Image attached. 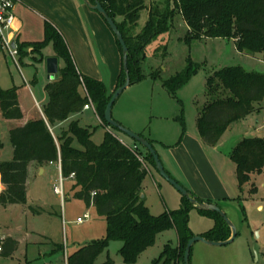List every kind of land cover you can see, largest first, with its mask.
Here are the masks:
<instances>
[{
	"label": "rangeland",
	"instance_id": "obj_1",
	"mask_svg": "<svg viewBox=\"0 0 264 264\" xmlns=\"http://www.w3.org/2000/svg\"><path fill=\"white\" fill-rule=\"evenodd\" d=\"M148 9L149 2L146 1V8L140 11L133 33L142 28ZM100 19L110 33L111 40L102 33L98 34L100 45L96 65L97 70L106 78L114 65L112 59L117 54L119 65L121 55L114 34L102 16ZM117 20L121 18L117 17ZM187 30L182 15L176 12L170 29L145 46V57L139 62L142 75L118 95L112 107V118L132 131V128H140L141 131H134L136 133L141 132L145 136L146 132L158 141L169 144L165 146L154 140L153 146L165 170L187 190H190L189 184L198 185L203 191L209 192L210 197L224 198L220 208L236 229L234 239L225 245H208L196 241L190 252V264H264V164L260 172L251 173L248 181L239 184L235 164L229 158L230 149L241 138L264 137L263 110L254 111V116L248 114L250 116H246L249 118L244 119L245 122L237 120L232 130L223 133L214 145L199 148L192 142L197 135L195 120L198 109L205 102L208 75L222 67L235 65L248 71L264 73V61L260 55L246 56L239 52L233 38L187 40ZM23 48L26 55H16L17 61L6 51L0 50V88L16 87L18 99L26 114L37 116L41 114L40 109L47 100L44 91L48 81L45 59L54 53L53 47L52 43L45 46L41 59H38L31 45ZM188 59L195 72L175 90L173 96L161 85V80L183 70ZM57 63L59 68L64 65L61 58H58ZM94 69L95 66L88 62L86 70L91 72ZM152 72L157 74L156 79L150 76ZM91 77L97 78L94 75ZM118 109L119 114L116 112ZM118 115L123 121L117 119ZM180 116L185 125L182 136L178 120ZM70 117L65 120L66 124L62 128H67L72 120ZM77 117L80 125L84 126L85 121L91 124L94 143H101L105 130H111L137 151L148 169L142 179L140 194L150 213L159 215L180 207L182 194L150 164L145 147L110 126H105V129L92 109L83 111ZM17 121L3 119L0 113V162L12 158L8 131L16 126L14 124ZM243 123L248 125V129L238 133ZM235 136L238 140L234 143L230 140ZM74 145L79 146V143L74 140ZM174 165L176 168L173 171L171 166ZM63 178L64 195L61 197L53 189L58 182L55 164L51 168L45 167L42 173L36 170L28 177L24 203L0 204V238L10 236L19 241L10 255L0 253V264H64V252L69 255L80 246L105 236V218L92 205L87 207L82 200L74 197L72 177ZM86 212L89 213L87 219L76 221L77 217H82ZM213 224L209 216L193 207L189 209L188 225L192 232L210 228ZM177 240L174 228L160 232L154 244L146 248L133 264H162L164 257L159 259V255L164 245L175 247ZM2 243L0 241L1 246ZM121 244L119 240H110L104 251L96 257L95 263H103L109 257L113 264H126L118 253ZM167 264L181 262L170 261Z\"/></svg>",
	"mask_w": 264,
	"mask_h": 264
},
{
	"label": "trees",
	"instance_id": "obj_2",
	"mask_svg": "<svg viewBox=\"0 0 264 264\" xmlns=\"http://www.w3.org/2000/svg\"><path fill=\"white\" fill-rule=\"evenodd\" d=\"M98 1L114 20L126 43L131 83L142 75L139 62L145 57V46L170 29L176 12L182 15L188 28L185 39L233 38L239 52L260 55L264 61V0ZM146 1L149 2L147 19L139 32L133 33L140 11L146 8ZM117 17L121 20L118 21ZM49 43H52L54 56L63 59L64 65L58 67V78L44 86L47 101L42 112L45 118L30 119L8 131L12 158L0 162L3 185L0 204L25 202L29 162L43 166L59 161L62 177L73 173L71 189L74 190V197L82 200L87 207L92 205L106 220L105 236L67 255V264H96V257L110 240L122 242L118 253L124 263L133 264L146 248L154 244L157 235L169 228L175 229L178 244L175 247L165 244L159 259L164 257L162 264L170 261L183 264L185 244L194 235L188 225L190 202L182 195L179 208L153 215L140 196L142 179L148 169L134 148L111 130H105L101 143H94L93 129L80 125L77 119H72L67 128H62L57 135L50 130L52 124L77 114L87 103H91L102 125L108 126L103 113L110 94H107L102 81L78 72L64 38L48 20L44 21L41 40L16 45L18 55H26L23 47L31 45L41 59L42 49ZM118 46L121 55L119 43ZM194 72L195 68L188 59L183 70L161 80V85L175 96V90ZM150 76L156 79L157 74L152 72ZM124 78L121 65L116 87L124 82ZM260 109L264 114V73L248 71L240 65L213 71L206 78L205 102L198 109L195 120L201 141L207 146L216 144L232 122ZM0 113L4 119L22 117L16 87L0 88ZM178 120L182 136L184 119L180 116ZM145 138L153 145L154 140ZM74 140L79 146L74 145ZM146 154L155 167L152 155L147 150ZM229 158L235 164L238 183L248 181L250 174L260 172L264 164V137L241 138L230 149ZM199 212L214 221L212 227L201 233L202 236L210 240H225L230 236L229 227L217 212ZM0 241L3 242L0 253L6 255L18 246V241L10 236ZM100 264H113V260L108 257Z\"/></svg>",
	"mask_w": 264,
	"mask_h": 264
},
{
	"label": "crops",
	"instance_id": "obj_3",
	"mask_svg": "<svg viewBox=\"0 0 264 264\" xmlns=\"http://www.w3.org/2000/svg\"><path fill=\"white\" fill-rule=\"evenodd\" d=\"M14 14H15V19H14L13 27L9 31V34L10 37L13 39L15 45L21 42H31V41L41 40L42 38L40 37H42L43 35L44 21L48 20L54 25V27L59 31V33L64 38L78 72L88 76L89 75L96 76L97 77L96 79L104 83L107 94L111 95V93L116 88L117 76L121 66V58L119 65L117 64V60H118L117 54L116 57L112 59L114 65L112 66L111 73L108 77L104 78L102 72L101 71L99 72L97 70L96 63L99 57L96 54L97 51L99 50V45H100V42L98 41L99 40L98 34L102 33L111 42L109 35L110 33H108L102 19H100L101 15L97 11L88 7V5L83 0H16L14 4ZM51 56H54V53ZM246 56H250V55H246ZM88 62L92 63L95 66V69L92 70L91 72H89V70H86ZM57 78L58 76L54 75L53 79L50 80V78H48V81H53L56 80ZM18 102L22 110V117L18 119L17 123L14 125L16 126L22 125L23 123H25L30 119H35L39 117L45 118L42 112V108L40 109L41 114L37 116L32 114H26V111L24 108H22L19 99ZM89 109H92L95 116L100 120V118L94 111L93 107L83 108L80 112L72 115L70 118L79 120L78 117L76 118V116L83 113V111H87ZM116 112L119 114V109L116 110ZM251 116H254L253 112L251 113ZM118 117L119 118L117 119H119L120 121L122 117L120 115H118ZM248 118L249 117H244L240 120H243V122H245L244 119L247 120ZM256 120H258V118H256ZM85 122L86 123L84 124V126L91 127V124L89 122L88 123L87 121ZM235 122L236 121L232 122L223 133L232 130L233 126H235L234 125ZM65 124L66 121L54 123L50 126V130L57 135L59 134L60 130L62 129V127H64ZM128 126L132 127L131 124H128ZM132 129H134V131H141L140 128H132ZM247 129H248V125L243 123L239 128L238 133H244V131H246ZM263 131H264V127H263ZM145 137L158 141L156 138L150 136V134L148 133L146 134V132H145ZM236 137L237 136L232 137L230 141L235 143L238 140ZM158 142L162 143L165 146L167 145L169 146V144H166L162 141H158ZM192 142H195V145L199 146V148H204V143L201 141L198 132L196 138L193 139ZM54 164L57 168L59 175L60 164L58 165V163H48L43 166H39L34 162H29L27 165L26 183L31 173L35 172L36 170H39L40 173H42L45 171V167L51 168V166H53ZM171 167L173 171L176 168L175 165ZM188 189H190L191 192H193L197 197H200L202 200L215 202L219 206L220 204L224 203L223 202L224 198L220 199L218 198V196L210 197L209 192L203 191L202 190L203 188H200L198 185L191 186L189 184ZM207 229L209 228L200 229L197 232H193V234L201 235V233H203ZM3 238L4 237H1L0 240Z\"/></svg>",
	"mask_w": 264,
	"mask_h": 264
},
{
	"label": "water",
	"instance_id": "obj_4",
	"mask_svg": "<svg viewBox=\"0 0 264 264\" xmlns=\"http://www.w3.org/2000/svg\"><path fill=\"white\" fill-rule=\"evenodd\" d=\"M88 7L91 9L97 11L102 18L105 20V22L108 24L109 28L111 29L112 33L115 36V39L118 41L120 48H121V65L123 68V71L125 73L124 82L116 87L114 91L111 93L110 98L105 106L104 109V120L110 127L116 128L118 131L123 132L139 144H141L143 147L146 148V150L152 155L154 165L156 170L160 173L161 176H163L166 180H168L174 187L180 191V193L190 202L193 208L201 211H214L217 212L224 222L227 224L230 230V236L225 240H210L205 238L202 235H193L191 236L184 247L183 251V257L182 262L183 264H190V251L191 247L196 241H202L205 244L208 245H225L230 243L235 235H236V229L233 225V223L228 219V217L225 215V213L221 210L220 206L215 202H208L205 200H198L195 195H193L189 190H187L184 186H182L177 180H175L170 174L165 170L162 162L159 159L158 154L156 153V150L154 149V146L142 135L139 133H136L129 128L125 127L118 121L114 120L112 118V106L115 100L117 99L118 95L131 84L130 77L128 73V67H127V59H128V48L126 46V43L123 39V36L118 29L117 25L115 24L114 20L107 14L105 9L102 7L100 2L98 0H83ZM14 45V43H12ZM58 58L56 56H48L45 59V65H46V72L48 78H53L54 75L58 72ZM142 197L143 195L140 194ZM257 257L255 256V260Z\"/></svg>",
	"mask_w": 264,
	"mask_h": 264
},
{
	"label": "built area",
	"instance_id": "obj_5",
	"mask_svg": "<svg viewBox=\"0 0 264 264\" xmlns=\"http://www.w3.org/2000/svg\"><path fill=\"white\" fill-rule=\"evenodd\" d=\"M16 0H0V50L6 51L15 61L16 55H18L17 46L12 45L13 39L10 37L9 31L13 27L15 14H14V4ZM92 107L91 103H87L83 108ZM59 165V161L56 162ZM59 167V166H58ZM73 177V173L69 175ZM63 177L59 170L58 182L54 184V192L59 194L61 197L64 195L63 191ZM3 185L1 183L0 176V191L2 190ZM89 217V213L86 212L82 217H77L76 221L82 222L84 219ZM65 247V246H64ZM64 249V248H63ZM65 251V250H64ZM64 264H67V255L64 252Z\"/></svg>",
	"mask_w": 264,
	"mask_h": 264
}]
</instances>
